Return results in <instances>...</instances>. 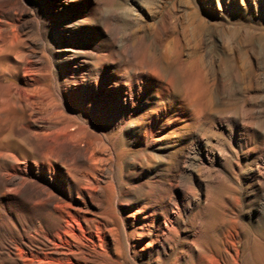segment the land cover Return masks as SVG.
Masks as SVG:
<instances>
[{
	"label": "rangeland",
	"instance_id": "obj_1",
	"mask_svg": "<svg viewBox=\"0 0 264 264\" xmlns=\"http://www.w3.org/2000/svg\"><path fill=\"white\" fill-rule=\"evenodd\" d=\"M0 264H264V0H0Z\"/></svg>",
	"mask_w": 264,
	"mask_h": 264
},
{
	"label": "bare ground",
	"instance_id": "obj_2",
	"mask_svg": "<svg viewBox=\"0 0 264 264\" xmlns=\"http://www.w3.org/2000/svg\"><path fill=\"white\" fill-rule=\"evenodd\" d=\"M188 72L190 71L188 70ZM165 81L168 82V80ZM169 87L164 85L159 79H152L148 72L146 73L143 72L141 74L135 75L128 80H122L119 77L118 71L116 70V71H111L109 73L96 75L92 80H90L86 84H83L76 91H78L77 95L82 101H86L87 99L94 100L101 94L102 97H107L109 95H112L115 99L122 96L123 100L128 101L129 103V108L127 109L129 118L132 117L133 112L136 111L137 106L139 104L141 105L142 102L145 104L147 103L152 104L157 101L160 104V107L158 106L159 110L155 113L154 116H150L149 120L142 125V129H143L142 136L152 137L157 133L158 130L157 126L159 122L165 117L166 112H168L169 110L170 103L172 101V94H174V92L173 93L171 92L172 90ZM198 87H199V82L198 80H196L193 84V89L196 90L198 89ZM65 135L64 137H66V140L69 141L68 143H70V145L73 148L79 149L81 140L77 136V130L73 132H68ZM83 157L85 158V153H83ZM89 159L92 160V157H89ZM71 162H75L74 156L72 157Z\"/></svg>",
	"mask_w": 264,
	"mask_h": 264
}]
</instances>
